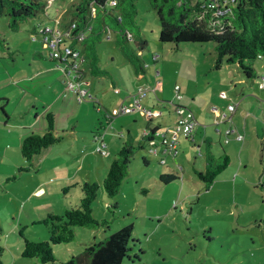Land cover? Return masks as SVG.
<instances>
[{"label":"rangeland","instance_id":"obj_1","mask_svg":"<svg viewBox=\"0 0 264 264\" xmlns=\"http://www.w3.org/2000/svg\"><path fill=\"white\" fill-rule=\"evenodd\" d=\"M55 1L50 7L46 0V9L50 7L48 11L54 17L44 24L55 26V18L61 14L62 26L78 0ZM137 7L136 18L147 41L142 51L133 36L128 45L134 53L121 48L113 31L111 36H103L97 48L105 73H87L83 79L92 98L83 102L73 99L68 107L74 109V115L65 125L63 120L57 122L61 127L55 134H62L63 139L35 155L32 164L20 151V138L32 132L42 133L48 124L47 112L58 108L60 102L50 109L56 90L45 86L42 77L30 75L57 66L58 61L50 58V49L39 31H33L47 19L44 11L21 20L15 28L9 25L8 15L0 16V242L4 245V264H33L35 257L22 255L24 238L49 239V228L42 218L48 212L62 213L78 205L81 184L89 179L101 185L92 205L93 213L98 219L107 218L109 227H77L73 240L53 245L58 262L83 251L105 234L132 224L131 258H125L122 264H264V122L260 121L256 130L245 126L241 131L237 129L244 139L226 143L225 131L217 130L225 124L216 123L218 115L213 109L226 110L227 103L234 102L238 110L229 111L231 123L237 119L241 125L250 112L253 125L256 116L264 120V58L252 61L259 74L253 78H245L237 63L225 62L218 68L213 41L178 45L163 42L159 38L157 10L148 0H137ZM135 80L151 87L145 103L165 110V119L169 112L173 114L170 125L180 117L174 112L176 105L183 106L185 115L192 111L201 125L206 124L205 133L216 155L222 151L215 142L223 144L231 162L210 187H205L194 171V167L204 166L206 151L203 127L196 125L192 133L196 144L180 133L176 157L167 154L165 165L160 155L148 151L146 144L132 155L128 174L116 196L104 191L102 180L122 143L114 135H131L137 144L150 119L137 111L139 118L134 122L132 114L114 113L117 106L112 109L109 102L111 83L124 94L128 85H136ZM177 84L182 97L176 95ZM98 107H103L102 112ZM106 113L113 116L110 124L103 117ZM155 118L152 124L158 122ZM77 119L79 124L73 127ZM100 120L105 125L101 131L111 155L95 151L90 132L100 126ZM163 172L176 173L178 178L165 183L160 180ZM39 186L44 190L35 192Z\"/></svg>","mask_w":264,"mask_h":264},{"label":"trees","instance_id":"obj_2","mask_svg":"<svg viewBox=\"0 0 264 264\" xmlns=\"http://www.w3.org/2000/svg\"><path fill=\"white\" fill-rule=\"evenodd\" d=\"M148 2L158 13L161 41L175 42L177 45L181 42L213 41L217 54L216 67L220 68L225 62L237 63L246 78L259 75L252 61L264 58V0H233L229 12L213 18L207 12L204 13L198 0H148ZM45 8L46 0H0V16L8 15L9 25L12 28L17 27L21 20L36 16ZM137 13V0H115L114 4L110 0H78L73 3L70 20L76 22L75 30L84 29L88 23H91V28L80 43L76 41L69 43L82 48L86 55L85 66L90 67L91 74L105 73V69L100 64L101 58L97 46L108 31L115 33L116 42L124 50H132L128 45L132 39L128 37V33L132 34L140 49L145 46L147 41L142 36L136 18ZM135 56L140 60L139 54L135 53ZM47 118L48 124L42 133L32 132L21 141L20 151L29 164L33 163L34 156L42 149L62 138L54 132V114L47 112ZM153 130L155 128H150V132ZM99 131H94V134ZM149 134L143 133L142 138L148 140ZM118 138L122 141L121 148L111 157L106 176L102 180L104 191L111 197L116 196L123 185L132 155L137 149L145 146L142 142L135 144L130 140L122 139L121 133L118 134ZM191 141L196 144L194 139ZM204 144L206 146L204 166L194 167V171L208 188L224 168L228 167L231 159L226 152L216 155L211 149L209 138H206ZM143 159L145 163L149 162L147 158ZM176 178H178L176 173L163 172L160 175V180L165 183ZM81 189L82 197L78 205L68 207L62 213L48 212L42 218L41 222L48 225L49 239L36 241L24 238L22 255L35 257L33 264L47 262L122 264L125 258H131L129 242L134 227L132 224H126L114 232L105 234L103 239L93 241L83 251L72 254L67 260L57 261L53 245L73 240L77 227L100 225L109 227L107 218L98 219L92 209L101 189L100 183L89 179L82 182ZM3 252L4 245L0 242V264H4Z\"/></svg>","mask_w":264,"mask_h":264},{"label":"built area","instance_id":"obj_3","mask_svg":"<svg viewBox=\"0 0 264 264\" xmlns=\"http://www.w3.org/2000/svg\"><path fill=\"white\" fill-rule=\"evenodd\" d=\"M199 6L207 12L211 18L222 15L230 11V6L233 5V0H198ZM112 4L115 0H110ZM56 25L49 26L42 24L40 29L37 30L43 37L44 44L50 49V58L57 60V67L63 72L64 83L67 90L72 91L77 100L82 102L87 98H92V95L83 83L85 78L86 55L79 45H72L69 41H76L80 43L85 39L87 31L91 28V23H88L84 29L75 30L77 27L76 22L69 21L65 27L61 26L62 17L59 15L55 18ZM109 32V31H108ZM37 33V32H35ZM128 37L132 38V34L128 33ZM261 56V55H260ZM261 85L264 87V75H261ZM151 87L145 83L137 85L134 92L131 93L129 101H122L116 107L114 113L127 114L139 111L142 115L147 117H154L160 115L162 111L160 109L155 110L152 107H148L142 103V98L148 94V90ZM119 91V88L115 89ZM177 97H182L180 92V86H175ZM223 95L225 91L223 90ZM237 104L234 102H228L226 110L213 107L218 117L216 123L225 124V127L220 126L217 128L219 132L225 131V142H230L231 139L243 140L244 135L238 132L236 127L231 123V115L229 111L234 112ZM99 109V107H98ZM184 107L176 105L174 112L180 115L177 121L173 125L165 127V129H155L153 132L145 130L144 134H149V151L157 153L158 146H163V151L166 154H177V145L179 143V134L183 133L187 137L193 139V129L199 124V120L195 116V113L189 111L186 115L183 113ZM106 119L109 122L113 119L111 114H105ZM105 127V126H104ZM169 132H172L171 134ZM104 132L101 130L95 134L94 141L96 142L95 151L101 155L108 154L106 142L103 137ZM162 163L166 162L165 158L160 159Z\"/></svg>","mask_w":264,"mask_h":264},{"label":"crops","instance_id":"obj_4","mask_svg":"<svg viewBox=\"0 0 264 264\" xmlns=\"http://www.w3.org/2000/svg\"><path fill=\"white\" fill-rule=\"evenodd\" d=\"M49 3L51 4L50 5V7L51 6H53L54 4H56V1L55 0H49ZM49 7V8H50ZM48 8V9H49ZM48 9H46L45 8V10H44V12L47 14V19H43V20H41V23L43 24L44 22H48V21H50V19L52 18V17H54V16H52V14H51V12L50 11H48ZM59 15H61V14H59ZM58 15V16H59ZM57 16V17H58ZM70 21V18H69V20H66L65 22H64V24L62 25V27H65L66 25H67V23ZM33 31L34 32H37V28H36V26H34V28H33ZM105 35H107V36H111V33L110 32H108V33H106ZM140 49V48H139ZM140 51H142V49H140ZM35 52H37V51H35ZM34 52V53H35ZM100 54V53H99ZM100 58H101V54H100ZM110 59H113V57L112 56H110ZM101 61V60H100ZM127 63V61L124 59L123 60V64H126ZM146 63V62H145ZM100 64H101V62H100ZM234 64V63H233ZM253 66H254V68L257 70V72H258V69H257V66L253 63ZM102 67V66H101ZM103 68V67H102ZM59 69H58V67L57 66H50V67H48L46 70H36V71H34L30 76H33V77H42L43 78V80H44V82H43V84L45 85V86H49L50 85V87H52L54 90H56V94H54V97H53V99L51 100V102H50V104H49V108L51 109L53 106H55V104H56V102H60V105H59V107L58 108H56L55 110H53V111H51L50 110V112H52L53 114H54V122H55V130H54V132H56V130H58V128L59 127H61V126H57V122L58 121H60V120H63V123L62 124H64V123H67V119H69L71 116H73L74 115V109L72 108V110L68 107V105L71 103V102H73V99H75L76 101H78L77 100V98H76V96L72 93V92H70L69 90H67L66 89V87H65V83H64V77L61 75V73L58 71ZM89 70H90V67L88 66V65H86V73L88 72V73H90L89 72ZM157 72H159V71H157ZM91 74V73H90ZM244 74V73H243ZM86 75V74H85ZM102 75V74H101ZM245 76V75H244ZM85 77V76H84ZM246 78V77H245ZM241 80H243V79H241ZM240 80V81H241ZM243 81H247V79L246 80H243ZM58 82V83H57ZM40 84V83H39ZM135 84L136 85H134V87H130L129 85L126 87V91L124 92V94H121L122 93V90L120 89V87L119 86H117L114 82L113 83H111V90H113V93H112V95H110V99H109V102H110V104H111V107H112V109L113 108H115L116 106H118L119 104H120V102H122V101H129L130 100V98H131V93L132 92H134L135 90H136V88H137V85H139L140 83L139 82H136V80H135ZM116 88H119L120 90L119 91H116L115 89ZM181 88V87H180ZM47 90H48V88H47ZM100 94V93H99ZM243 94V93H242ZM148 95V94H147ZM146 95V96H147ZM102 96V98L104 99V96L103 95H101ZM146 96H144L143 98H142V103L143 104H145L146 106H148V107H152V108H154L155 110H158V107L157 108H155V105H157V104H153V103H145V97ZM102 98H101V101H103V103L105 104V102H104V100H102ZM99 98H97V100H98ZM242 99H244V95L242 96ZM153 101V100H152ZM83 102V101H82ZM164 102V101H163ZM63 105V106H62ZM106 105V104H105ZM56 107V106H55ZM107 110H109L108 108H106ZM102 110H103V107L102 108H100L99 107V109H98V111L99 112H102ZM238 110V109H237ZM237 110H236V112H237ZM162 111V113L160 114V115H156V120L158 121L157 123H155V124H152V121H153V117H150V119H149V121H148V123H147V127H145L144 128V131L145 130H150V128H157V129H165V127H168L170 124H172L173 123V114H171V112H169L168 113V119H165L166 117H165V110H161ZM173 112V111H172ZM235 112V113H236ZM234 113V114H235ZM242 113H244V112H242ZM127 114H132V120L134 121V122H136L137 120H138V115H137V112H133V113H127ZM251 112L244 118V120L242 121V124L240 125L236 120L237 119H234V117H233V119H234V123H233V125L236 127V129H238V130H240L243 126H245V127H247V128H252V129H254V130H256V129H259V122L260 121H262V122H264V120L263 119H259L258 118V116H256L255 117V120H252L253 122H254V125L251 123ZM103 117H104V119H106V117H105V114H103ZM163 119H165V121L162 123L161 122V120H163ZM198 120H200V118H197ZM99 120V119H98ZM107 120V119H106ZM79 119H77V120H74L72 123H74V125H73V127H77V125L79 124ZM112 120H110L108 123L110 124V122H111ZM202 121V120H201ZM244 121H246V123L244 124ZM203 122V121H202ZM170 123V124H169ZM169 124V125H168ZM65 125V124H64ZM200 127L202 126L203 128L201 129V132L204 134V136H203V138H204V141L206 140V138H209V137H207L206 136V133H205V131H206V124H203V125H201V123H200V121H199V124H198ZM102 126H105L104 124H103V122L100 120V126H94V129L93 130H91V134L90 135H92V138H94L95 137V134H94V131H97V130H101L102 129ZM47 127V125L43 128V131L45 130V128ZM105 128V127H104ZM103 128V129H104ZM144 131H143V133H144ZM241 131V130H240ZM257 132V131H256ZM73 134H76V135H78L76 132H74ZM72 134V135H73ZM118 134H120V133H117V134H115L114 136H117V138H118ZM123 135V134H122ZM256 135H258L257 133H256ZM57 136H61L62 138H61V140L63 139V135L61 134V135H57ZM186 138V137H185ZM22 139H23V137H21L20 138V142L22 141ZM119 139V138H118ZM122 139H124V140H130V141H132V142H134L133 141V138H132V136L130 135L129 137H124V135H123V138ZM180 139V138H179ZM210 139V138H209ZM60 140V141H61ZM120 140V139H119ZM138 142L137 143H145L144 145H146L147 144V147H148V151H149V143H148V140L147 139H143L142 138V136L141 137H139L138 138ZM188 140V139H187ZM234 140H236V139H234ZM60 141H58V142H60ZM204 141H203V143H204ZM210 141H211V139H210ZM237 141V140H236ZM239 141V140H238ZM93 142L96 144V142L93 140ZM106 142V141H105ZM215 144H220V146H221V149H219L220 151H222V152H226L227 153V151L225 150V148H224V146H223V144L218 140V141H216L215 142ZM53 145V144H52ZM121 145V144H120ZM205 145V144H204ZM211 149H212V147L214 146L213 145V142L211 141ZM96 146V145H95ZM49 147V146H48ZM106 147H107V142H106ZM47 148V147H46ZM46 148H44V149H46ZM107 149H108V147H107ZM43 150V149H42ZM41 150V151H42ZM212 151H213V149H212ZM150 152V151H149ZM214 152V151H213ZM41 153V152H40ZM40 153H38V154H40ZM150 153H152V152H150ZM38 154H36V155H38ZM108 154H110V152H109V149H108ZM156 154H158V155H160V159L161 158H165L166 159V153H164V151H163V146L162 145H160V146H158V150H157V153ZM228 154V153H227ZM111 155V154H110ZM115 155V154H114ZM114 155H112V156H114ZM229 155V154H228ZM173 157L175 158L176 157V155H173ZM230 157V156H229ZM231 159V158H230ZM161 161V160H160ZM166 162H167V159H166ZM165 162V163H166ZM231 162V161H230ZM33 163H34V160H33ZM162 163V162H161ZM165 163H163L164 165H165ZM163 165V166H164ZM165 171V170H164ZM44 190V188L42 187V186H39V188H36V191L35 192H42Z\"/></svg>","mask_w":264,"mask_h":264}]
</instances>
